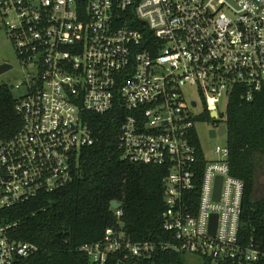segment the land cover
I'll return each instance as SVG.
<instances>
[{
    "label": "built area",
    "instance_id": "built-area-1",
    "mask_svg": "<svg viewBox=\"0 0 264 264\" xmlns=\"http://www.w3.org/2000/svg\"><path fill=\"white\" fill-rule=\"evenodd\" d=\"M0 17L21 62L35 69L17 97L23 125L0 140V264L38 250L12 238L2 211L73 182L82 150L98 140L89 113L115 109L121 157L168 168L162 218L173 240L108 229L81 246L92 263L151 264L161 247L264 264V247L242 241L245 183L231 172L228 142L213 159L200 129L227 126L239 88L246 100L264 89V0H0ZM188 86L203 98L201 111ZM112 208L122 226V206Z\"/></svg>",
    "mask_w": 264,
    "mask_h": 264
},
{
    "label": "trees",
    "instance_id": "trees-1",
    "mask_svg": "<svg viewBox=\"0 0 264 264\" xmlns=\"http://www.w3.org/2000/svg\"><path fill=\"white\" fill-rule=\"evenodd\" d=\"M241 90L230 96L224 112L229 162L232 174L245 183L242 241L254 240L264 247V89L251 100L244 99ZM16 103L11 86L1 84L0 140L12 138L23 125ZM89 115L98 140L82 150L79 176L58 191L2 211L4 223L11 225L12 238L38 246L36 253L12 264H94L81 246L103 240L112 228H122L133 241L160 244L173 240L162 218L168 168L121 157L122 115L118 109ZM113 201L122 205V226L111 206ZM149 260L151 264H190L185 253L173 248L159 247ZM202 264L250 263L206 258Z\"/></svg>",
    "mask_w": 264,
    "mask_h": 264
},
{
    "label": "rangeland",
    "instance_id": "rangeland-1",
    "mask_svg": "<svg viewBox=\"0 0 264 264\" xmlns=\"http://www.w3.org/2000/svg\"><path fill=\"white\" fill-rule=\"evenodd\" d=\"M7 63L12 66L11 69L0 74V85L8 84L10 86H14L12 88V92L15 97H20L26 92V86L20 84L26 82L31 79L34 73V67L31 65H25L21 62L18 54L15 50V47L11 41L9 33L4 23L3 17H0V64ZM185 93L187 96L192 99H196L198 101V107H196V111H201L204 108V100L198 93L196 86H188L185 88ZM222 109H225V100L220 104ZM213 123H208L204 125H200L201 134L205 143V147L209 152L211 158H216V154L214 153L217 146H225L227 143V136H216L210 137L209 130L213 129ZM264 180V179H263ZM186 260L190 264H202V257L192 254H185Z\"/></svg>",
    "mask_w": 264,
    "mask_h": 264
},
{
    "label": "water",
    "instance_id": "water-1",
    "mask_svg": "<svg viewBox=\"0 0 264 264\" xmlns=\"http://www.w3.org/2000/svg\"><path fill=\"white\" fill-rule=\"evenodd\" d=\"M12 68V66L11 65H9V64H7V63H4V64H0V74L1 73H3V72H5V71H7V70H9V69H11ZM14 86L12 85L11 86V88H13ZM213 115H215V114H213ZM227 126L225 125V124H222L220 127H219V130L217 131L216 129H212L211 130V136L212 137H215L217 134H219V135H223L224 133H226L227 132ZM222 180V178H220L219 180H218V183H217V189H216V197L219 199V194H220V190H221V181ZM112 206L113 207H116V208H120L122 205H121V203H119V202H113L112 203ZM216 223H217V215H215V216H213V218H212V222H211V227H210V229H211V232H215V229H216Z\"/></svg>",
    "mask_w": 264,
    "mask_h": 264
}]
</instances>
